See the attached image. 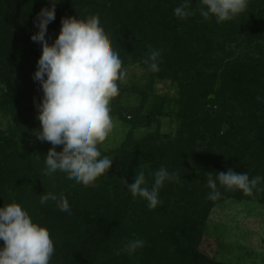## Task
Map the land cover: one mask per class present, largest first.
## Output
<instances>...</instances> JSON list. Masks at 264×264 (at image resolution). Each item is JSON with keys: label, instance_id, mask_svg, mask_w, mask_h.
I'll use <instances>...</instances> for the list:
<instances>
[{"label": "trees", "instance_id": "trees-1", "mask_svg": "<svg viewBox=\"0 0 264 264\" xmlns=\"http://www.w3.org/2000/svg\"><path fill=\"white\" fill-rule=\"evenodd\" d=\"M185 4L195 14L177 17L174 9ZM198 4L58 0L55 20L47 26L49 44L58 36L62 18L95 15L124 68L138 64L143 69L144 83L120 85V95L111 103L113 118H121L125 102L134 97L140 102L127 123L136 126L140 114L149 111L146 127L157 124L168 99L164 94L160 99L156 89L166 81L175 94L169 101L178 108L174 134L157 128L137 138L129 132L116 149L105 151L99 145L102 157L113 158L112 166L95 187H85L59 170L43 174L52 145L35 135L41 130L37 105L43 91L33 77L42 45L31 36L39 31L37 14L51 3L0 0V107L13 118L6 131L0 129V208L18 203L50 231V264H226L200 248L212 211L229 200L264 205V191L253 189L252 196H245L217 181L221 197L211 201L206 186V173L215 178L228 169L264 178V0H248L243 13L219 24L215 17L205 20ZM150 50L160 52L158 72L143 63ZM161 167L179 179L164 182L160 203L150 209L146 200L131 195L124 181L134 183L143 171L151 188L152 173ZM257 187L264 189V179ZM48 192L62 193L71 214L56 201L41 204V195ZM133 240L144 241V246L129 254L123 249Z\"/></svg>", "mask_w": 264, "mask_h": 264}, {"label": "clouds", "instance_id": "clouds-1", "mask_svg": "<svg viewBox=\"0 0 264 264\" xmlns=\"http://www.w3.org/2000/svg\"><path fill=\"white\" fill-rule=\"evenodd\" d=\"M50 8H42L34 21L39 31L31 36L33 42L42 45L33 79L39 81L43 98L37 105V119L41 130L36 135L41 142L52 145L48 149L43 174L51 176L57 170L67 178L85 187H95L96 181L112 166V159L102 157L99 145H103L113 132L115 121L111 103L120 95V85L127 83L128 72L123 61L113 49L111 40L100 24L98 16L86 19L64 17L61 29L52 44L46 40L47 26L55 20L58 0H49ZM248 7V0H199L198 11L208 20L215 17L222 23L234 19ZM187 5L174 9L180 18L194 15ZM151 49V46H148ZM160 52L150 50L143 63L151 72H158ZM259 100L260 98L257 97ZM63 146L57 151V146ZM154 183L147 186L145 173L135 175L134 183L127 185L131 195L143 198L154 209L159 203L158 193L166 180H178L177 173H169L164 167L152 173ZM207 187L211 190L207 199L216 201L221 193L217 181L226 190L238 189L245 196H252L262 177L249 178L247 173H206ZM52 200L61 211L71 214L67 199L52 192L41 195L40 203ZM0 264H50L54 243L50 231L33 221L29 213L18 203L0 208ZM144 241H129L124 251L132 254L143 247Z\"/></svg>", "mask_w": 264, "mask_h": 264}, {"label": "rangeland", "instance_id": "rangeland-1", "mask_svg": "<svg viewBox=\"0 0 264 264\" xmlns=\"http://www.w3.org/2000/svg\"><path fill=\"white\" fill-rule=\"evenodd\" d=\"M127 72L128 83H144V72L138 64L131 65ZM156 92L160 99L164 98L163 94L168 96L165 98L168 100L164 114L157 116L159 122L147 128L145 119L149 117L148 111L140 114L136 126L129 125L127 121L132 118L130 110L136 108L140 102L139 99L131 97L125 102L121 118H114V130L101 145L103 150L118 148L129 132L137 138L153 133L157 128L162 134L175 133L179 126L178 108L169 101L175 97L173 86L169 81L163 82ZM11 124L13 118L2 105L0 129L6 131ZM200 248L212 259L226 264H264V205L259 201L229 200L217 206L209 217Z\"/></svg>", "mask_w": 264, "mask_h": 264}]
</instances>
